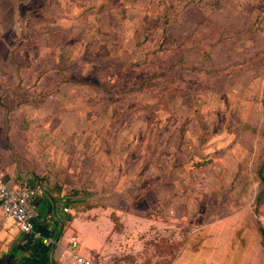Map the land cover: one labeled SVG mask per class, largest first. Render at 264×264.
Masks as SVG:
<instances>
[{"label": "rangeland", "instance_id": "374dc122", "mask_svg": "<svg viewBox=\"0 0 264 264\" xmlns=\"http://www.w3.org/2000/svg\"><path fill=\"white\" fill-rule=\"evenodd\" d=\"M1 102L134 128L114 138L113 207L89 181L79 206L85 230L112 209L106 264H264V0H0Z\"/></svg>", "mask_w": 264, "mask_h": 264}, {"label": "crops", "instance_id": "0c3cea01", "mask_svg": "<svg viewBox=\"0 0 264 264\" xmlns=\"http://www.w3.org/2000/svg\"><path fill=\"white\" fill-rule=\"evenodd\" d=\"M158 123L159 131L155 130L153 138L155 156L163 152V147L158 146L162 135V122ZM117 127L118 123H115L113 118L56 116L49 114V110H44V106H33L28 103L11 106L1 102L0 176L2 181L11 188L29 187L35 191L30 201L36 214L34 230L42 238L60 243V246H45L40 239H35L32 233H22L13 222L3 221L0 213V249H7L9 255L15 256L14 262L26 260V264H72L68 240L66 244H62L67 231L68 238L71 236L77 238L78 246L75 251L82 256L98 264H106L114 256L113 238H116L114 237L116 234L113 233L110 213H108L112 209L108 211H104L107 208L94 209L98 217L95 221H90L91 230H85L88 222L83 218L85 213L79 206L87 201L86 196H83V188L87 186V181L90 182V186L96 188V192H99L96 193L95 202H104L107 205H112L114 202L113 193L103 195L100 192L103 189L107 192L113 187L118 188L117 184H113L114 174L117 171L113 159L114 144H116L114 138L120 133ZM133 130V127H129L120 134L132 133ZM138 134L143 136L141 134L144 133ZM213 137L215 136H210V139ZM138 144L140 147L142 143ZM170 146L176 147L175 145L173 147V142ZM91 153L95 154V160L88 163ZM165 167L161 164H153L152 181L158 189L157 202L161 206L171 204L176 206L177 184L169 181L163 187H158L159 184L161 185L163 171L175 172L172 165L168 166L169 170H165ZM122 171L124 173L123 169ZM55 184L61 186V192L57 199L52 200L50 191ZM164 188L169 189L165 191ZM118 200L122 201L123 197ZM140 200L142 201L138 199L136 202ZM71 204L76 205L75 211L70 208ZM64 209H67V212H64ZM171 209L169 208L170 213ZM159 219L160 221L156 220L155 224L161 223V218ZM158 234L162 232L159 231ZM233 264L253 263L236 261Z\"/></svg>", "mask_w": 264, "mask_h": 264}, {"label": "built area", "instance_id": "2783aa9c", "mask_svg": "<svg viewBox=\"0 0 264 264\" xmlns=\"http://www.w3.org/2000/svg\"><path fill=\"white\" fill-rule=\"evenodd\" d=\"M34 194L35 191L29 187H8L3 183L0 176V213L2 219L3 221L13 222L22 233H32L33 237L35 239H40L41 243L45 246H60L58 241L53 243L47 238H42L41 235L34 230L36 214L34 208L30 204ZM64 212H67V209H64ZM68 246L71 247L69 253L72 264H98L74 251L78 246L75 236L69 237Z\"/></svg>", "mask_w": 264, "mask_h": 264}, {"label": "trees", "instance_id": "16d2710c", "mask_svg": "<svg viewBox=\"0 0 264 264\" xmlns=\"http://www.w3.org/2000/svg\"><path fill=\"white\" fill-rule=\"evenodd\" d=\"M263 166H264V158H263V164L261 165L260 169L257 171V175H256V180L258 181V184L260 185V191L255 199L256 204L263 203L264 202V170H263ZM199 167L201 168L202 166L199 165ZM61 192V186L59 184H55L53 186V188L50 191V197L52 200L57 199L58 195ZM259 235L261 237V244L263 247V251H264V229L263 228H259ZM22 262V261H21ZM19 262H14L13 264H26V260H24L22 263ZM29 264V263H27Z\"/></svg>", "mask_w": 264, "mask_h": 264}, {"label": "water", "instance_id": "95a60500", "mask_svg": "<svg viewBox=\"0 0 264 264\" xmlns=\"http://www.w3.org/2000/svg\"><path fill=\"white\" fill-rule=\"evenodd\" d=\"M14 258H15V256H13V255H9L8 259H3L0 257V264H11L10 261Z\"/></svg>", "mask_w": 264, "mask_h": 264}]
</instances>
